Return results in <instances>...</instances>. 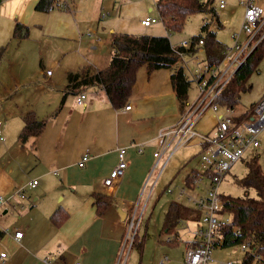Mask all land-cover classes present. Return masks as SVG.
<instances>
[{"label":"crops","instance_id":"obj_1","mask_svg":"<svg viewBox=\"0 0 264 264\" xmlns=\"http://www.w3.org/2000/svg\"><path fill=\"white\" fill-rule=\"evenodd\" d=\"M37 2L0 0V17L13 29L18 21L27 24L36 15ZM157 2L87 0L75 5L68 14L71 26L64 21L59 31L71 33L70 39L83 41L82 32L89 30L87 35L92 48L99 47V50L89 52L81 49L84 61L78 68L70 66L65 71V84L59 90L60 99L54 98L44 114L37 111L44 116L40 119L47 123L36 147L33 146V138L26 143L19 139L26 114L36 113V108L7 113L3 115V121L0 118L1 132L3 128L5 134V137L3 134L0 137V198L6 200L0 204V264H75L76 261L82 264H115L130 212L137 207V213L141 204L145 206L151 198L143 193V187L157 160L154 153L158 149V134L162 129L177 127L186 111L182 113L180 110L172 85L173 69L159 68L150 72L146 64L141 65L126 105L119 108L113 106L106 92L97 86L85 91L86 98L82 104L77 103L78 95H69L65 103L60 104L69 72L78 71L85 64L96 69L107 65L112 54L111 31L154 36L169 34L160 20L151 26L142 25L147 16H158ZM84 19L90 25L84 26ZM102 53L107 55L101 56ZM201 62L197 63L200 65ZM179 64L183 65L181 61ZM43 74L46 85L52 84L53 72L47 75L43 71ZM128 104L130 109H126ZM207 111L196 124L198 132H209L217 123L215 112L210 110L213 113L207 116ZM206 118H212V124H206ZM191 143L202 146L197 137L188 144ZM120 147L126 148L129 166L118 181L106 185L105 179L119 162ZM202 150L198 152L199 157ZM86 153L89 158L80 166ZM165 158L166 153L161 157L162 163ZM172 158L173 155L168 165ZM32 164L41 179H37V175L30 176ZM155 174L156 171L152 179L156 178ZM25 177L29 178L28 184ZM32 180H38L35 187L29 185ZM26 186L33 192V197L25 194ZM18 192H22L24 197L20 198ZM96 192L114 198L113 204L101 216L96 214L94 205L93 194ZM59 207H63L69 217L57 226L51 215ZM19 209L21 212H17ZM194 222L195 227L189 230L191 235L186 238L188 247L194 244L193 231L197 221ZM16 231L23 232V236L16 238ZM2 252L7 253L3 259ZM209 261L216 264L230 262L213 256Z\"/></svg>","mask_w":264,"mask_h":264},{"label":"rangeland","instance_id":"obj_2","mask_svg":"<svg viewBox=\"0 0 264 264\" xmlns=\"http://www.w3.org/2000/svg\"><path fill=\"white\" fill-rule=\"evenodd\" d=\"M84 1L87 0H62V7H56L50 11L36 10V15L31 17L30 22L27 23L30 26V34L25 39L14 38L12 36L13 28H10L6 24V21L0 17V118L2 121L4 120L3 115L25 111L27 108H36L35 115L39 118H44L43 114L47 111V107L52 103L54 98L60 99L61 93L59 90L65 84V71L70 66L78 68L79 63L84 61L83 56L80 54L81 49L89 52L99 50V47L96 49L92 48L93 45L90 43V37L87 35L89 30H86V33L81 31L83 41L70 39L71 35L69 34L71 33L59 31L64 21L68 22L69 26H71L68 20L70 10L75 5ZM222 1L225 3V6L221 8L220 3ZM243 1L247 0H215L214 6L218 12L217 18L213 17L210 13H196L192 15L189 17L190 19L182 31L171 34L172 43L178 45L183 40H190L193 35L200 32L201 26L204 23H208V27L216 31L218 39L227 47L232 46V35L241 32V25L245 16L246 6ZM252 1L255 5L264 8V0ZM220 23L221 25L219 26ZM88 25H90L88 24V20H85L84 26ZM89 35L92 36L91 33ZM245 37L243 33L241 38L244 39ZM104 54L102 53L101 56ZM195 55L199 56L202 61L200 65L195 61L194 55L185 54L184 56L188 61V66H185V70L190 79H192L188 94L189 104L185 108L186 111L189 106L200 103L204 97L200 95L201 89L197 80H193L195 69L202 68L206 61V53L202 46ZM41 62L43 65H41ZM48 69H52L53 71V75L51 76L52 84L49 86L46 85V79L43 74V71L46 73ZM249 82L251 87L242 93L240 101L235 107L236 113L248 110L251 105L263 96L264 59L261 61L258 71L251 75ZM218 107V111L215 112L217 116L228 112L226 106L219 105ZM37 111H41L43 114ZM212 113V111L208 110L207 116ZM205 122L206 124H212L213 120L212 118H206ZM2 134L5 137L3 128ZM261 140V147L258 149V152L260 154V161L264 164V132L261 135ZM0 141L2 140L0 139ZM201 147L192 143L185 144L173 153V158L169 165L167 164L165 167L150 200L145 206L142 203L141 208L137 211L134 223L139 225V237L145 235L143 249L140 251L135 245L132 246L128 242L122 255V264H158L159 260L166 255L170 258L167 264H182L185 251L188 247L186 238L191 235L189 230L195 227V220L189 221L188 226L185 227L179 225L181 238H179V235L177 237L167 234L161 235L164 214L167 211L169 203L172 200H176L174 194L167 193L164 189L171 183L174 186L178 182H181L193 168H201L199 160ZM34 168L35 166L32 164L29 169L30 176L36 177L37 175L36 178L41 179V176L36 174V168ZM246 171L247 165L245 159L234 164L222 182L220 192L232 196H244L246 193L245 188L236 183L235 178L242 177ZM172 177H175V179L170 182ZM24 179L28 184L29 178L25 177ZM25 189V194L32 196L33 192L31 189L27 186ZM248 193L252 197H257V192L253 188L249 189ZM18 196L22 198L19 194ZM17 212H21V210L19 209ZM224 217L232 218V214L226 212ZM131 220L132 218L128 217L127 221L129 225ZM169 236L176 238L178 243H164L165 239ZM122 247L123 242L122 244L120 243L115 264L118 263ZM212 256L224 262L235 261L237 264H243L245 252L238 244L215 248L212 251ZM206 264H216V262L209 261Z\"/></svg>","mask_w":264,"mask_h":264},{"label":"trees","instance_id":"obj_3","mask_svg":"<svg viewBox=\"0 0 264 264\" xmlns=\"http://www.w3.org/2000/svg\"><path fill=\"white\" fill-rule=\"evenodd\" d=\"M215 0H158L156 4L157 14L168 35L154 36L145 34H131L117 31L110 32V45L112 54L106 66L93 68L85 64L78 71L68 73V82L63 89L61 104L69 95L77 96L91 87L103 89L109 101L116 108L126 105L134 84L139 67L148 66L149 71L159 68H172L171 81L176 91L178 103L182 113L188 105V94L192 79L180 65V52L186 51L182 46H173L170 36L172 33L182 31L187 21L196 13H210L217 18ZM62 0H38L35 9L50 11L56 7H62ZM221 23L219 24V26ZM30 34V27L22 22H16L13 29V37L25 39ZM191 51H198L195 44L203 40L202 48L206 53V62L219 65L226 54L227 46L217 38L215 30L208 27V23L201 26L198 34L191 37ZM264 59V38L249 54L243 64L236 70L231 80L224 87L216 99V103L226 107H236L242 93L251 87L249 79L258 71L261 61ZM254 106L244 111L237 122L252 116ZM24 126L20 132L21 142H28L33 138V146L42 134L47 121L40 119L34 112H29L24 118ZM247 171L242 177H236L235 181L245 188L244 196H232L222 194L225 210L232 214L231 221L221 228L222 242L220 247L240 245L251 242V250L245 254L244 263L253 260L254 253L260 254L264 260V164L260 161V154L248 156L246 159ZM255 189L257 197L249 195V189ZM96 214L101 216L113 202V196L96 192L93 194ZM201 213L177 200H172L165 212L161 235H179L180 220H198ZM69 213L59 207L52 215L51 220L60 226L68 219ZM177 241L164 243L176 244ZM135 246L141 251L145 244V235L139 237L136 233ZM254 251V252H252Z\"/></svg>","mask_w":264,"mask_h":264},{"label":"built area","instance_id":"obj_4","mask_svg":"<svg viewBox=\"0 0 264 264\" xmlns=\"http://www.w3.org/2000/svg\"><path fill=\"white\" fill-rule=\"evenodd\" d=\"M243 3L246 6V11L241 25V32L232 35V46L227 47L223 61L219 65L212 66L205 62L202 68H196L193 72V80H197L201 89L200 95L204 96L202 101L188 107L177 127L162 129L159 132L157 137L158 149L154 153L157 160L151 168L147 182L143 187V193L146 192L148 198H150L156 190L160 176L173 153L182 145L188 144L193 138H199V142L203 147L200 154L201 168L193 169L180 183L174 186L171 183L165 188V192L174 194L177 201L201 212V217L195 220L197 226L193 231L194 244L186 249L182 264H206L211 259L212 251L216 247H220L223 240L221 228L231 221V218L224 217L226 210L220 186L235 163L255 154L261 147L260 136L264 132V94L255 103L250 118L237 122L238 115L235 107H227L228 112L217 116V123L211 131L201 133L196 130L197 122L207 110L218 111L217 97L231 80L236 70L264 38V8L255 5L252 0L243 1ZM224 6L225 3L222 1L220 7ZM158 20H160L159 17L147 16L142 20V25L151 26ZM243 33L246 36L244 39L241 38ZM91 35L94 36L93 33ZM203 43V40H199L195 44V48L202 46ZM178 45L186 49V51L180 52L183 66H188V61L184 57L185 54L194 55L195 61L200 62L199 56L195 55L196 52L191 51V40H183ZM52 72V69H48L46 73L51 75ZM85 98V92L79 94L77 103L82 104ZM130 108L131 105L128 104L126 109ZM0 137H2L1 128ZM118 152L119 162L105 179L106 185L118 181L129 166L126 148L120 147ZM165 153L166 158L162 163L161 157ZM88 158L89 155L86 153L79 165L83 166ZM155 171L156 178L152 179ZM37 184L38 180H32L29 183L31 187H35ZM18 193L21 197H24L22 192ZM5 201V198H0V204H4ZM136 209L130 212L132 220L130 225L128 223L117 264H122V255L128 242H130V245H134L139 226L134 223L137 217ZM189 221L191 220H180V226H188ZM22 236L23 232L16 231V238ZM166 240L177 241L172 236H169ZM240 246L245 254L252 249L251 242L242 243ZM6 255V252H2L1 258H5ZM169 260V256L166 255L159 260V264H167ZM75 264H82V262L76 261ZM229 264L237 263L230 261ZM243 264H245L244 261ZM248 264H264V260L260 254L254 253L253 260Z\"/></svg>","mask_w":264,"mask_h":264}]
</instances>
